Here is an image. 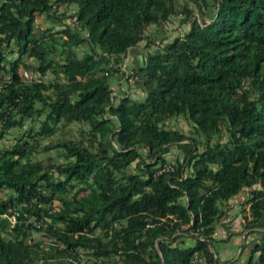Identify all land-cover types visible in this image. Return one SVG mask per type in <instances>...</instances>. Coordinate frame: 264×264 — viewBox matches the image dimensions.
Wrapping results in <instances>:
<instances>
[{
	"label": "trees",
	"instance_id": "obj_1",
	"mask_svg": "<svg viewBox=\"0 0 264 264\" xmlns=\"http://www.w3.org/2000/svg\"><path fill=\"white\" fill-rule=\"evenodd\" d=\"M62 2L75 4L72 25L57 29L59 39L50 26L37 33L36 15L58 19L51 5ZM177 13L187 27L148 47L147 27ZM79 42L87 48L77 54ZM142 42L144 61L127 70L142 95L112 93L115 62ZM20 63L52 76H24ZM0 80V136L32 121L0 147V212L24 199L21 209L41 216L32 226L21 213L13 223L0 214V264H85L83 255L88 264H191L194 250L199 264H217L220 203L257 182L251 219L264 209V0H0ZM177 113L203 137L164 124ZM67 121L85 124L78 137L43 144L63 159L33 158L38 137ZM221 130L226 137L211 140ZM185 137L183 159L155 172L165 146ZM243 264H264V239Z\"/></svg>",
	"mask_w": 264,
	"mask_h": 264
},
{
	"label": "rangeland",
	"instance_id": "obj_2",
	"mask_svg": "<svg viewBox=\"0 0 264 264\" xmlns=\"http://www.w3.org/2000/svg\"><path fill=\"white\" fill-rule=\"evenodd\" d=\"M180 0H177L179 2ZM51 8L54 13H61L60 18H50L48 17L44 11L38 13L34 19L33 23V29L38 33L40 28L50 26L51 29L53 30V35L59 39V29L64 23H68L69 25H72V19L73 15L72 12L75 9V4L73 2L69 3H52ZM181 13L177 14H170L167 19L157 26L154 25H149L147 27L146 33L154 37L155 41H152L147 44L148 47L152 48L156 44L161 45L165 43L167 40H169L174 34L181 33L186 27H187V22H179V18ZM155 27V30H154ZM81 32H84V29H81ZM46 39V43L53 42L54 46V52H51L55 57L58 56L57 50H58V42L57 40L51 41L49 36H44ZM87 45L85 42H79L75 45V51L77 54L81 53L82 50L86 49ZM135 51L137 50V53H134L135 57H131V53L129 50L121 56L120 60L115 62L116 68H114L111 71V74L108 76V82L109 85L112 88V93H118L120 92L121 87H126L128 88V92L132 97H140L142 95V91L139 88V85L136 84V82L133 80L128 81L125 79L124 76V71L122 68V64L124 66L125 63V69L129 70L131 65L136 64V63H141L144 61L145 58V50L146 46L142 43L139 45H135L134 47ZM3 51L5 52L6 57H13L16 55V46L15 44L10 41L8 45L3 46ZM24 59V62L30 63L32 65L35 64L36 60L32 55H23L22 56ZM124 62V63H123ZM32 65H27L24 66L21 63L19 64L20 70H22V74L24 76H31V77H39L41 76L43 79H49L52 76V72L50 71L49 68H46L43 73H38L36 69ZM134 77L132 76V79ZM32 122L31 119L26 116L23 118L21 126L18 125H13L9 127L1 136H0V147L1 146H7L10 143H12L15 140V136L18 134V132L21 131V129L24 127H27V125ZM37 119L33 121V126H37ZM164 124L166 126H171V127H176L183 132L193 135L199 139L203 137V135L196 130L192 128L190 120L182 113H177L174 115H171L167 118L164 119ZM79 125L84 126L85 124H82L81 122L78 121H67L64 124L58 125L53 132L47 135H41L38 137V145L37 147L34 148V150L31 152V155L33 158L40 159L42 162H46L48 159L51 161H57L60 159H63L62 153L58 152V147L57 146H48L44 147L43 144L50 142L58 137H73L76 138L80 134L78 133V127ZM226 137V132L225 130H221L220 133L213 134L211 137V140H214L216 138L219 139H224ZM187 141V138H183L179 142L175 143H170L165 148L163 149V155L165 156V159L167 161L173 160L174 157H178L180 159H183L186 150L188 146L185 144ZM198 145H200L199 140L197 141ZM133 163L134 160H131L130 164L128 167L133 168ZM6 189H1L0 190V195L5 194ZM30 235L31 236H42L41 232L37 229L32 228L30 230ZM184 240L186 242H191L192 238L189 236H185ZM219 244V240L216 238H212V246L214 248H217ZM82 255V254H81ZM80 261L88 264V262L85 259V255L81 256Z\"/></svg>",
	"mask_w": 264,
	"mask_h": 264
},
{
	"label": "crops",
	"instance_id": "obj_3",
	"mask_svg": "<svg viewBox=\"0 0 264 264\" xmlns=\"http://www.w3.org/2000/svg\"><path fill=\"white\" fill-rule=\"evenodd\" d=\"M134 47L127 49L131 57H135L134 53H137ZM256 186L257 182L243 185L220 203L219 212L212 221L211 231L212 237L219 240L217 248L212 246L213 254L220 261L217 264H243L251 244L264 239V209L254 219H251L249 210L248 196ZM226 258H229L228 262H224Z\"/></svg>",
	"mask_w": 264,
	"mask_h": 264
},
{
	"label": "built area",
	"instance_id": "obj_4",
	"mask_svg": "<svg viewBox=\"0 0 264 264\" xmlns=\"http://www.w3.org/2000/svg\"><path fill=\"white\" fill-rule=\"evenodd\" d=\"M124 63V62H123ZM125 66V63H124ZM122 64V68L124 71L125 79L128 81L132 80V75L128 74V71ZM2 80H0V87L3 85ZM172 167L170 161H163L159 166L156 167L155 172H159L160 170L170 169ZM26 203V200L21 199L15 204L8 205L5 210L1 211L0 214L4 215L9 223H13L17 216L21 213L24 216V220L28 221L30 225L37 226L41 223V216H36L35 214L21 209V207ZM201 256L197 254V251L194 250L191 255V264H199L201 261Z\"/></svg>",
	"mask_w": 264,
	"mask_h": 264
}]
</instances>
